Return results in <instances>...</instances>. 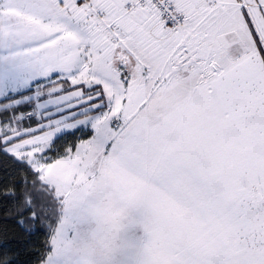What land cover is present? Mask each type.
<instances>
[{"label":"snow or ice","instance_id":"6c2138e0","mask_svg":"<svg viewBox=\"0 0 264 264\" xmlns=\"http://www.w3.org/2000/svg\"><path fill=\"white\" fill-rule=\"evenodd\" d=\"M115 162L230 223L172 264H264V0H0V264H151L150 204L95 251Z\"/></svg>","mask_w":264,"mask_h":264},{"label":"rangeland","instance_id":"374dc122","mask_svg":"<svg viewBox=\"0 0 264 264\" xmlns=\"http://www.w3.org/2000/svg\"><path fill=\"white\" fill-rule=\"evenodd\" d=\"M225 191L231 189L227 171L221 174ZM70 191H75L73 188ZM95 251L103 253L126 220L129 212L144 204L157 210L155 234L148 245L151 264H172L182 252L193 249H219L228 237L231 225L226 220L205 217L193 220L164 197L158 185L143 170L115 162L106 167L92 193Z\"/></svg>","mask_w":264,"mask_h":264}]
</instances>
